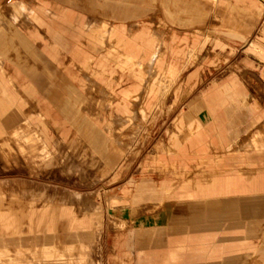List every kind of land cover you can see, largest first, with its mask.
Instances as JSON below:
<instances>
[{"label": "crops", "instance_id": "obj_1", "mask_svg": "<svg viewBox=\"0 0 264 264\" xmlns=\"http://www.w3.org/2000/svg\"><path fill=\"white\" fill-rule=\"evenodd\" d=\"M129 1L117 3L124 9ZM159 2L164 11H180L187 4L213 5L222 16V22L213 25L214 30L232 35L240 34L245 26L258 20L259 7L251 0H243L244 13L226 11L230 0ZM2 25L0 20V28ZM82 25L79 17L70 18L68 12H63L49 23L54 39L43 43L42 48L31 36L36 35L31 30L28 34L11 31V38L18 44L13 42L17 59L23 55L19 48L34 58L38 56L35 52H40L53 65L59 83L54 88L45 82L33 84L28 75L26 80L22 77L17 82L6 66L0 67V160L6 166H22L35 176L54 170L91 181L105 178L119 167L138 128L130 102L137 98L139 85L116 93L118 81L101 61L92 70L91 61L96 57L76 31ZM93 31L109 40L107 54L119 60L118 66L134 70L139 84L153 66L159 68L162 64L159 49L166 42L148 28L126 36L123 27L108 28L100 22L94 24ZM69 32L76 44L65 39L63 34ZM93 40L101 43L100 39ZM3 47L0 35V48ZM260 54L264 58V51ZM20 66L16 65V74ZM79 66L84 73L80 84L86 95L73 104L76 114H66L62 126L53 120L52 107L47 104L57 100L58 95L47 91H78ZM90 77L93 82L88 84ZM195 81L196 75L189 76L187 83L193 86L187 93L175 92L176 107L180 96L194 90ZM222 90L231 92L230 102L224 106L229 122L224 129L221 130V118L216 114L219 92L203 96V102L192 101L188 104L192 117L186 122L183 117L176 119L170 145L155 144L156 156L141 163L143 170L155 173L160 182L151 176L131 180L134 189L124 190L123 200L113 199L125 203L130 213L142 206L153 210L157 204L165 210L160 220L144 219L135 225L139 231L136 264H264V136L255 134L245 142L243 151H231L237 135L254 126L261 114L255 102H248L235 79L226 82ZM140 115L146 119L142 108ZM239 115L251 117L250 125L246 126ZM3 118L6 123L20 120L6 127ZM49 127L56 129V136ZM25 195L30 199H19ZM43 197V193L35 196L24 187L20 192H10L8 197L0 193V264H96L93 256L101 227L99 205L86 199L79 214L74 207L64 206L63 198L44 197L45 201L40 202ZM248 212L261 215L249 223L240 220ZM171 214L173 219L169 218ZM114 256L121 264H131L130 252L123 257Z\"/></svg>", "mask_w": 264, "mask_h": 264}, {"label": "rangeland", "instance_id": "obj_2", "mask_svg": "<svg viewBox=\"0 0 264 264\" xmlns=\"http://www.w3.org/2000/svg\"><path fill=\"white\" fill-rule=\"evenodd\" d=\"M71 1L68 3L66 0H0V20L4 22L0 28L4 42V47L0 48V67L6 66L8 73L15 75L17 82L22 81V77L26 80L28 75L31 83L45 82L46 86L54 88L59 80L58 76L55 77L53 65L45 61L40 52H35L38 56L34 58L20 48L19 53L23 55L20 54V58L17 59L18 54L13 44L17 42L11 36L16 30L26 34L31 30L36 34L31 36L36 38L42 48L43 43L54 39L51 35L53 28L49 27V23L59 19L63 12H68L70 18L76 16L83 20V25L76 28V31L80 38H83V45L96 57L91 61L92 70L95 68L94 65L101 61L105 69L118 81L116 93L120 89L126 90L139 85L137 98L130 102L131 109L136 114L138 128L135 129L126 147L119 167L105 178L95 181L89 178L81 180L75 175H66L64 172L54 170L35 176L22 166H6L0 160V193L8 197L10 192H20L24 187L31 190L35 196L41 193L44 197L58 196L64 199L62 201L64 206L74 207L79 214L84 209V200L88 199L98 204L101 211V227L96 236L93 256L96 264H121L114 255L123 257L129 252L132 259L130 263L136 264L139 231L135 225L144 219L160 220L165 210L157 204L158 207L153 210L142 206L134 213H130L125 203L114 202L113 199L123 200L124 190L134 189V183H129L131 180L136 182L141 177L151 176L156 183L160 182V177L153 175L155 173L151 171L143 170L141 163L145 158L152 159L156 156L155 144H160L161 147L170 145V138L176 132V119L183 117L186 122L192 117L188 111V104L194 100H202L203 96L208 97L219 92L221 99L220 102H216L218 103L216 114L221 118L219 124L223 130L229 123L225 118L224 106L230 102L231 92L223 91L222 86L235 79L245 92L248 102L257 104L261 119L237 135L231 151H243L245 142L250 141L255 134L264 136V58L260 54L261 50L264 51L262 35L264 0H251L259 7L258 20L254 25L245 26L240 34L235 35L214 30L213 25L220 24L222 16L213 5L187 4L186 9L180 11L174 9L164 11L159 0L155 3L147 0H130V4L128 3L124 9L118 6L117 0ZM230 1L229 9L226 11L237 13L246 11L242 7L243 0ZM109 13L113 14V17L105 16ZM100 22L105 23L108 28L123 27L126 36H131L143 27L148 28L151 33L166 42L159 49L161 66L159 68L153 66L144 81L139 84L134 70L118 66L119 60L107 54L109 40L100 38L93 31L94 24ZM63 35L67 41L76 44V38L71 32ZM172 35L175 40H172ZM93 39H100L101 43L96 44ZM18 63L21 69L16 74ZM78 69L80 71L78 91L73 94L69 91H47L49 94L58 95L57 100L47 101V104L52 107L53 120L62 126L66 114L70 116L76 114L73 104L83 100L86 95L80 84L84 73L80 66ZM191 75H196V86L189 95L186 94L183 98L180 96L181 100L177 97L180 104L176 107L175 92L179 95L187 93L193 86L187 83ZM51 76L55 78L47 81L46 78ZM91 82L92 77L86 81L88 84ZM151 88H154L153 91ZM141 108L146 113V119L140 115ZM239 117L246 126L250 125L251 117L243 115ZM5 120L6 118L2 119L5 126L10 127L20 119L9 123ZM49 132L56 136V129L49 127ZM44 197L39 201L44 202ZM19 199H30V196H21ZM171 215L169 218L173 219L174 215ZM260 215L261 212H255L254 215L248 212V215L240 217V220L249 223L258 219ZM262 219L264 226V216ZM157 245L164 248L161 243Z\"/></svg>", "mask_w": 264, "mask_h": 264}]
</instances>
